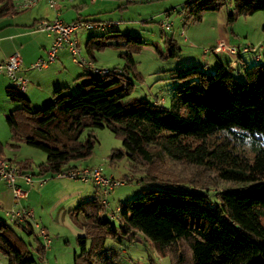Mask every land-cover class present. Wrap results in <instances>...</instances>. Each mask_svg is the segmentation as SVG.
<instances>
[{
  "label": "trees",
  "instance_id": "16d2710c",
  "mask_svg": "<svg viewBox=\"0 0 264 264\" xmlns=\"http://www.w3.org/2000/svg\"><path fill=\"white\" fill-rule=\"evenodd\" d=\"M224 3L185 0L178 10L182 26L200 22L205 12ZM229 3L233 12L227 24L239 16L264 14V0ZM20 11L15 0H0V18ZM114 25L85 43L87 53L107 47L118 51L122 63L107 75L88 71L77 92L57 88L40 108H33L15 85L5 89L16 105L5 115L12 146L24 144L46 154L32 176L54 178L75 168L74 161L92 155L94 131L106 127L121 140L122 147L112 149L108 159L111 165L126 159L124 183L155 184L117 204L119 227L105 214L110 211L100 196L79 201L70 210L72 218L84 217L78 221L83 234L77 237L80 251L73 264H121L118 250L105 242L121 241L129 233L146 236L169 264H264V62L242 65V80L221 63L212 72L206 65L172 71L169 79L178 84L168 105L158 98H128L132 79L141 77L134 54L145 42ZM165 43L175 57L180 50L175 40ZM0 157L24 172L32 166L4 157L1 144ZM46 250L32 220H0V254L6 264H35L33 253L43 260Z\"/></svg>",
  "mask_w": 264,
  "mask_h": 264
},
{
  "label": "rangeland",
  "instance_id": "374dc122",
  "mask_svg": "<svg viewBox=\"0 0 264 264\" xmlns=\"http://www.w3.org/2000/svg\"><path fill=\"white\" fill-rule=\"evenodd\" d=\"M86 1V7L83 6L81 10L83 21L86 20L93 24L100 22L112 23L115 24V28L121 26V29H119L121 32L139 35L145 42L142 49L134 54L137 62V71L141 77L138 80L132 79L134 87L128 98H147L150 101L158 98L164 100V105H168L175 86L178 84V79H169L170 72L179 68H202L204 65L209 67L208 72H212L216 67L214 63L217 58H228L227 53L204 52L205 49H210L209 46L216 39H223L230 45L234 43L233 45L243 46L249 44L256 46L260 52V62H264V31L262 29L264 26V14L256 12L252 15L239 16L234 22L227 24L228 13L233 12V4L229 3L230 0H226V3L217 11L205 12L200 22L188 24L185 27L181 24L182 15L178 12L185 0H157L144 3H127L125 0H97L96 4L92 2L93 0ZM45 8L48 15L55 12L48 4ZM48 19L52 20L51 18ZM162 20L173 22L170 30H162L160 25ZM219 29L229 35L231 43L226 41L225 38H219ZM101 34H103V31L97 27L84 29L77 33L76 37L82 54L87 53L85 43L88 37ZM170 37L175 40L180 48L176 52L175 57L170 56L171 50L165 43L166 39ZM92 53L96 59V67L108 68L104 66L106 65L111 69L118 67V64L121 65L122 63L118 56V51L113 47H107L101 51L93 50ZM161 54L164 55V58L161 57ZM243 56L247 61L252 58L249 53ZM231 72L239 80L243 79L242 74L237 69H231ZM75 82L80 83V80ZM77 91L75 90L71 93ZM14 107L16 105L10 101L4 91L0 90V144L2 145L3 153L7 156L13 157L17 155V158L33 159L32 166L29 169V173H32L35 171L34 165L41 161L40 156L46 157V154L39 149L24 144H19L18 147L12 146L5 115ZM94 135L97 141L92 155L87 159L74 161L73 164L76 166L83 164L85 166H100L106 175L121 179L128 171L126 159L116 160L112 165L108 159L112 149L122 147L121 140L114 136L106 127L96 129ZM37 179H44L45 182H50L52 186L48 187L43 194L41 199L43 208H41L42 204L40 203L34 213V220L42 224V228L50 239L46 246V255L43 260H40L33 253L36 259L35 264H73L75 253L80 251L77 237L83 234V229L78 221L82 222L84 217L79 214L74 219L75 217H71L70 210L79 203L78 196L88 193L90 195L95 189L90 182L68 176L50 178L48 176L34 175L33 180ZM147 187H155V184H142L133 179L121 186L114 187L106 195L109 204L108 211L115 212L119 202L135 199ZM83 188H87V190ZM99 192L98 194L101 197L102 194ZM105 214L108 215L107 213ZM0 219L7 220L6 222L9 220L8 217H0ZM110 220L117 227L120 226V222L116 217H110ZM19 235L26 242L32 241L30 236ZM105 245L113 246L118 250L121 264L170 263L168 257H160L154 252L150 240L141 233L123 235L121 241L107 239ZM0 264H6V259L1 254Z\"/></svg>",
  "mask_w": 264,
  "mask_h": 264
},
{
  "label": "crops",
  "instance_id": "0c3cea01",
  "mask_svg": "<svg viewBox=\"0 0 264 264\" xmlns=\"http://www.w3.org/2000/svg\"><path fill=\"white\" fill-rule=\"evenodd\" d=\"M86 2V0H58L56 6L53 8L55 12L53 14L51 13V15H48L45 11V7L48 3L45 0H39L36 4L28 8L20 9L21 11L17 15L0 18V62L4 61L14 51L19 52L22 59L21 74L27 81L23 94L30 100V104L33 108H40L47 104L52 99L53 92L57 88H66L67 92H74L77 90L80 84L76 83L75 81L80 80L81 82L82 80L86 79V74H88L87 69L72 61V57L67 48L60 49L56 54L55 61H53L47 67L41 69L32 67V64L38 58L47 57V51L53 40L52 35L43 30L36 29L35 25L40 20H50L48 18L52 19L56 16H58L64 22H72L79 19L82 20L83 15L81 10L83 6L86 7ZM92 2L96 4L97 0H93ZM25 10L27 11L24 12ZM117 29H121V26H117ZM218 31L219 38H225V40L229 43L232 42L229 35L226 34L222 29H219ZM217 40L218 39L213 41L212 45L209 46L210 49H205L204 52L212 51V48ZM231 44L233 45L234 43ZM234 46L239 47L240 45ZM246 53L252 55L250 61H247L243 56ZM227 55V59L217 58V61L215 60L214 64L217 65V63H221L230 69H237L239 72L242 65L247 66L256 62L254 52ZM81 56L91 60L95 65L96 59L92 52L82 54L81 50ZM258 61H260V58ZM104 66L109 68V66ZM208 68L209 67L207 66V69ZM240 74H242L241 71ZM11 85H14V83L5 75L0 74V90L4 91V94L6 87ZM160 101H162V103L164 102L163 99ZM3 156L15 162H21L24 160L32 162L33 160L27 158L22 159V157H18V159L17 155L10 157L4 153ZM40 158V162H43L46 159L45 156H40ZM82 166H85V164L76 167ZM18 183L24 190L27 191V196L25 199L15 201L12 190L2 181H0V217L9 218L8 214L11 210L22 207L31 208L35 213V209L39 207L40 203L42 204L41 199L46 189L52 186L50 182H45V180L41 182L39 179L33 180L31 184H26L24 180L20 178ZM92 186L94 187L95 191L90 195L88 193L86 195H81L80 197L78 196V201H81L87 197L96 195L100 196V194H98L100 190L93 184ZM83 189L87 190V188ZM41 208H43V204L41 205ZM38 224L40 227H42L41 223Z\"/></svg>",
  "mask_w": 264,
  "mask_h": 264
},
{
  "label": "built area",
  "instance_id": "2783aa9c",
  "mask_svg": "<svg viewBox=\"0 0 264 264\" xmlns=\"http://www.w3.org/2000/svg\"><path fill=\"white\" fill-rule=\"evenodd\" d=\"M39 0H15V5L18 9H25L34 4ZM51 8L56 6L58 0H45ZM71 1V0H70ZM132 2H148L154 0H129ZM112 23L100 22V23H91L84 22L82 20H76L72 22H64L58 16L52 20H40L36 23L35 28L43 30L48 34L53 36L51 46L47 51V57L38 58L33 64L32 67L41 69L50 65L56 59L57 52L62 48H67L69 51L72 61L81 65L88 71L94 74L107 75L110 70L108 68H99L94 65L91 60L83 58L81 56V49L79 42L76 38V35L79 31L84 29H93L97 27L101 31H105ZM161 28L163 30H170L173 26L172 21L162 20L160 22ZM212 51L216 53H227L231 55L245 53V52H254L255 60L258 61L260 58V52L258 47L251 45L244 46H234L226 43L223 39H218L213 46ZM21 65L22 59L18 51H14L10 54L4 61L0 62V74L8 77L14 85L18 88V91L23 93L26 87V79L21 74ZM72 177L76 179H81L85 182H90L96 186L102 196L101 202L108 207V201L106 195L109 194L111 190L116 186H121L124 184L122 179H117L114 176H108L104 173L102 167L100 166H82L75 167L66 172L57 173L56 177ZM23 179L26 184H31L33 181V176L29 172H24L20 167L9 160L0 157V181H2L7 187L12 190L13 198L15 201L20 199H25L27 196V191L24 190L18 183L19 179ZM41 182L44 179L40 180ZM110 217H118L119 213L116 209L115 212H109ZM9 220L23 221L24 219H29L33 221V226L36 228L44 242L47 246L50 239L48 238L47 233L44 229H41L37 222H34V211L31 208H18L11 210L8 214Z\"/></svg>",
  "mask_w": 264,
  "mask_h": 264
}]
</instances>
